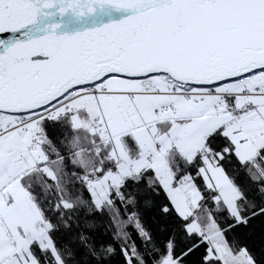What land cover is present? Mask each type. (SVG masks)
I'll list each match as a JSON object with an SVG mask.
<instances>
[{
    "label": "snow or ice",
    "instance_id": "snow-or-ice-1",
    "mask_svg": "<svg viewBox=\"0 0 264 264\" xmlns=\"http://www.w3.org/2000/svg\"><path fill=\"white\" fill-rule=\"evenodd\" d=\"M264 0H0V264H264Z\"/></svg>",
    "mask_w": 264,
    "mask_h": 264
},
{
    "label": "trees",
    "instance_id": "trees-1",
    "mask_svg": "<svg viewBox=\"0 0 264 264\" xmlns=\"http://www.w3.org/2000/svg\"><path fill=\"white\" fill-rule=\"evenodd\" d=\"M237 234L241 238L246 239L249 244L254 245L257 249L264 247V235H262V229L257 222L255 229L238 228Z\"/></svg>",
    "mask_w": 264,
    "mask_h": 264
}]
</instances>
